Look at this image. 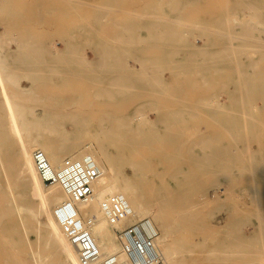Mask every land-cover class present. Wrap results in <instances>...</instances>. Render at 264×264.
Instances as JSON below:
<instances>
[{
    "label": "bare ground",
    "instance_id": "bare-ground-1",
    "mask_svg": "<svg viewBox=\"0 0 264 264\" xmlns=\"http://www.w3.org/2000/svg\"><path fill=\"white\" fill-rule=\"evenodd\" d=\"M237 4H234L238 6L237 10L243 11L242 14L246 16V19L240 24L243 25L247 39L244 40L234 35H230V39H228V35H224L227 37L226 40H230L228 48L230 50L227 51L225 48L224 50L226 53L232 52L230 53L232 58L229 56L231 59H228L233 61H231L233 63L231 67L237 75L235 84L232 81L237 88L234 90L244 93L247 100L245 102L248 104V110L246 109L247 113L244 112L246 121L242 120L243 126L249 137L254 138V142L256 140L259 146V159L249 158L248 164L250 168L249 177L253 180L254 175L257 174L261 186L256 187L252 183L248 199L251 201V205L255 207L253 208L257 209L255 215L258 218L257 229L260 234L264 232V0H240ZM147 19H152L150 22H153L155 17L151 14ZM238 20L240 21V19ZM226 23H230V21L227 20ZM233 25H235L234 21ZM51 27L53 26L51 25ZM226 32L228 30H225ZM243 37L245 38V35ZM199 38L202 40V44H198L196 41L188 44V53L193 56H201L205 49L213 45L216 51L211 53L208 63L209 66H212V70L220 71L218 69L222 66L221 59L227 57L223 53H218V49H220L218 47L221 44L205 42L202 33L199 34ZM234 38H241L245 42L242 45L239 43L232 44L231 39ZM13 44L15 45V40L12 36L0 33V75H3L10 82L13 89L23 93H32L38 89L35 84L29 83L33 78L37 80V74L40 88H43L42 83H46L45 81L53 84L47 85L51 88H67L68 85L65 80L69 73L81 76L87 80L89 84L87 87L91 88L90 95L95 99L111 97L112 95L122 96L125 90L133 87L137 89L148 87L142 84H124L122 81L128 79V76L117 75L118 72L107 69V66L98 63L99 61L94 65L91 61L92 58L90 59L86 55H82L80 58L82 65L79 68L50 67L38 60L29 61V69L18 71L14 67L16 64L13 66L6 58L7 51L14 46ZM253 52L256 53L255 57H253ZM241 54L245 56V61L237 57ZM103 55L104 52H96L94 58L99 60ZM26 56L35 57L36 51L32 49ZM201 62L203 63L200 60ZM187 64L179 65L180 73L189 70L190 63ZM225 68H223L224 71ZM146 71L145 69H135V72L140 75L134 76L133 79L138 82L144 80L143 74ZM230 72L228 71L227 74L229 77ZM33 89L34 91H32ZM215 90L217 89L215 88ZM52 95L53 90L49 92L48 96L46 95L45 98L39 99L37 103L28 107L25 105L13 107L15 104L12 100L13 97L0 96V228L2 229L0 240L6 242L4 244L7 246L9 241L13 242L12 240H14V235L13 233L11 235L10 232L16 228L22 231V242L24 241L28 245V250L24 248L23 254L29 256L28 259H24L23 264H82L76 247L64 233L54 213L56 206L69 200L70 197L58 183H47L41 179L33 160V153L36 150L43 151L54 168H58L65 158L79 159L84 156H90L98 168L99 174L91 184L90 196L86 200L74 201L73 204L78 217L93 237L100 255H116L123 259L124 254L118 239V232L131 221L134 220L133 222H135L141 218L150 219L155 228L159 229L155 243L166 264H215V261L213 262L215 257H224L226 253L229 255L228 257L231 256L230 254H237L236 250L229 252L226 249V253L216 251L209 247L212 245L205 248L203 245L205 242L202 240L199 243L195 241L197 239L193 240V238L188 237L191 230L196 229V224L193 223L194 216H191L195 212L196 205L190 202L195 197L189 196L194 191L176 188L175 186L174 188L165 186L167 181L162 165L164 166V162L171 160L180 161L182 156L179 148L181 142L176 139L179 134L172 132L156 133L158 129L155 130V126L158 121L161 123L164 121L162 117L158 116L152 121L140 109H135L136 116L129 117L126 113L123 114L122 109L116 108V101L73 99L53 97ZM214 102L216 108H224L225 103H220L218 98ZM235 106L237 107V105ZM238 109L242 112L240 108ZM133 119L136 121L135 125L132 124ZM67 125L70 126L69 129ZM170 126L171 124L168 122L167 127L170 128ZM153 130L155 133H152ZM133 132L136 133L137 137L133 136ZM137 134H141V136L138 137ZM228 134L232 139L234 132L228 129ZM213 137L215 138L216 134ZM207 138L209 136L206 137V140ZM202 139L203 141L200 143L203 146L207 144L210 148L202 152L205 155H200V162L219 160L222 162L227 150L225 147L232 146L234 143V139L230 142L218 141V147L215 148L212 147L211 139L209 141ZM203 146L201 147L203 148ZM233 158L231 157L230 160ZM153 159L158 161L159 165H152ZM180 164L176 171L168 174L175 179L176 186L188 184V178L192 174L191 171H184ZM126 165L130 170L129 173L124 170L123 166ZM191 167H194V170L200 168L196 164ZM173 168H175L174 165ZM187 168H190V165ZM213 170L211 172L215 174ZM166 171L168 172L169 169ZM221 171L223 178L233 175V171ZM153 177H156V182L153 181ZM3 230H7V234ZM114 232L117 236L116 241L112 237ZM30 234L34 236V241L39 244L43 242V245L33 246L29 238ZM233 245L237 246V244ZM224 248L223 251H225ZM261 248L263 251L259 250L264 255V245ZM244 249L243 252L246 251ZM1 255L0 264L11 263L8 259L4 260ZM239 256L244 257L241 254Z\"/></svg>",
    "mask_w": 264,
    "mask_h": 264
},
{
    "label": "rangeland",
    "instance_id": "rangeland-1",
    "mask_svg": "<svg viewBox=\"0 0 264 264\" xmlns=\"http://www.w3.org/2000/svg\"><path fill=\"white\" fill-rule=\"evenodd\" d=\"M235 1L0 0V33L12 36L15 40V45L13 44L14 46L7 51L6 58L12 65L16 64L13 66L18 71L29 69V61L38 60L50 67L79 68L82 65L80 58L82 55H86L90 59L92 58V64L95 65L99 61L98 63L107 66V69L118 72L117 75L128 76V79L122 81L124 84H142L148 86L149 89L133 87L125 90L122 96L112 95L111 97L95 99L90 95L91 88L87 87L89 85L87 80L81 76L69 73L68 78L65 80L68 85L67 88H51L47 85L53 84L48 81L42 83L43 88H40L37 74V80L33 78L29 83L31 85L35 84L38 89L34 88L35 91L33 89L34 92L32 93H23L13 89L10 82L3 75H0V96L13 97L12 100L15 103L13 107L22 105L28 107L37 103L39 99L45 98L46 95L48 96L49 92L53 90V97L116 101V108L122 109L123 114L126 113L129 117L135 115V109L144 111L145 115H148L147 117L152 121L158 116L162 117L164 119L162 123L160 121L157 123L156 120L157 127L155 126V130L158 129L156 133L172 132L173 134H179L176 139L181 142L179 148L182 156V161L171 160L167 161V165V162H164V166L162 165V170L164 169L165 172L164 177L167 181L165 186L170 188L175 186L176 188L194 191L189 196L195 197L190 202L196 205L195 212L191 215L194 216L193 223L196 224V229H192L188 237L193 238V240L199 239L198 241L195 240L199 243L202 240L207 244L203 243L205 248L212 245L209 247L214 248L216 251L226 253V249L229 252L236 250L237 254H230L232 258L228 257L227 253L224 257L213 258L215 264H263L264 255L261 254V251H263L261 247L264 245V232L259 234L257 229L258 218L255 215L257 209H254L255 207L251 205V201L248 199L251 184L254 183L256 187L261 186L257 174L254 175L253 180L249 177L250 168L248 164L249 158L259 159V146L256 140L254 142V138L249 137L243 126L246 121L244 112L247 113L248 104L245 102L244 93L234 90V88L237 89L234 85L237 75L231 67L233 61L229 60L232 58L230 55L232 52L226 53L224 50V48L227 51L230 50H228L230 35L239 36L244 40L247 39L243 25L240 24L241 21L246 19V16L242 14L243 11L237 10L238 6L234 5L240 0H237V3ZM151 14L155 17L153 22H150L152 19H147ZM227 20L230 23H226ZM233 21L235 25H233ZM200 27L201 29H199ZM225 30H228V32L225 33ZM200 33L205 37V42L221 44L219 47L217 46L220 48L217 51L227 56L224 59L221 57L222 61L220 60L221 67L227 68H225V71L219 67L218 70L221 72L213 69L214 72L211 69L212 66H209L208 61L211 58V53L216 51L213 45L205 49L201 56H193L188 53L190 43L196 41L198 44H202V40L198 39ZM224 35H228L227 40ZM241 38L231 39V43L242 45L245 41ZM48 44H50V48ZM32 49L36 51V56L33 58L26 56ZM96 52H104L101 59L94 58ZM252 54L255 57L256 53L253 52ZM237 57L245 61L243 54ZM200 60L203 63H200ZM182 63H190V68L185 73H180L178 69ZM225 64L229 67V70ZM135 69L147 70L143 74L144 80L138 82L133 79L134 76L140 75L135 72ZM228 71L231 74H229L230 77L227 75ZM232 81H235L234 84ZM240 96L241 99H239ZM217 98L221 101L220 103H225L224 108H216L214 101ZM168 119L170 121H167ZM133 120L132 124L135 125L136 121ZM168 122L171 124L170 128L167 127ZM67 128L69 129L70 126L67 125ZM228 129L234 132L232 136L234 143L232 146L225 147L227 150L222 162L220 160L200 162V155H205L202 152L210 148L209 145L204 144L203 146L200 143L203 141L202 138H204V141L211 139L212 147L217 148L218 141H232ZM155 130L152 133H155ZM135 134L133 132V136L137 137ZM215 134L216 137L214 138ZM137 135L138 137L141 136V134ZM207 136L209 138L206 140ZM251 140L252 142H250ZM190 155H193V157ZM231 157L234 158L230 160ZM154 160L151 164L159 165L158 161ZM179 164L184 171H191L192 174L188 178V184L176 186L175 179L168 176V174L176 171ZM195 164L199 165L200 168L194 170V167L191 166ZM173 165L175 168H173ZM189 165L190 168H187ZM123 167L125 172H130L127 165ZM168 169L171 171L167 172ZM211 170L215 174H212ZM219 170L233 171V175L223 178ZM153 181H157L156 177H153ZM197 208L199 210H196ZM1 230L0 228V232H2ZM157 230L159 232V229ZM3 231H6L4 233L7 234V230ZM236 231L239 232L238 236ZM12 233L14 240H12L13 242L9 241V247L8 245L5 246L4 243L6 242L0 240V255L2 254L1 257L4 260L8 259L11 262L10 264H23L24 259L29 258V256L23 254L24 248L28 250V245L24 241L22 242L23 233L19 228L10 232L11 235ZM112 237L116 241L115 232ZM29 238L33 246L43 245V242L39 244L34 241L32 234L29 235ZM233 244H237V246ZM2 245L3 247H1ZM223 248L225 251H223ZM243 248L246 251L243 252ZM259 251L260 253H258ZM240 254L244 257H240ZM238 257L241 259L238 260Z\"/></svg>",
    "mask_w": 264,
    "mask_h": 264
},
{
    "label": "built area",
    "instance_id": "built-area-1",
    "mask_svg": "<svg viewBox=\"0 0 264 264\" xmlns=\"http://www.w3.org/2000/svg\"><path fill=\"white\" fill-rule=\"evenodd\" d=\"M33 160L41 179L47 183H58L70 197L58 204L54 213L64 233L76 247L82 264H166L156 247L157 229L148 218L130 223L118 232L123 259L116 255H100L73 204L74 201L86 200L90 196L91 184L99 174L90 156L65 158L58 168H54L45 153L36 150Z\"/></svg>",
    "mask_w": 264,
    "mask_h": 264
}]
</instances>
